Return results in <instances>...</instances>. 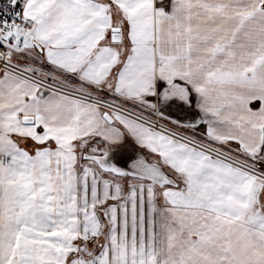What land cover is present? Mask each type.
I'll return each instance as SVG.
<instances>
[{
	"label": "snow or ice",
	"instance_id": "snow-or-ice-1",
	"mask_svg": "<svg viewBox=\"0 0 264 264\" xmlns=\"http://www.w3.org/2000/svg\"><path fill=\"white\" fill-rule=\"evenodd\" d=\"M0 264H264V0H0Z\"/></svg>",
	"mask_w": 264,
	"mask_h": 264
}]
</instances>
